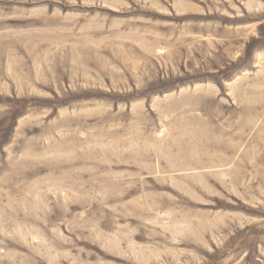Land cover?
<instances>
[{"label": "rangeland", "instance_id": "obj_1", "mask_svg": "<svg viewBox=\"0 0 264 264\" xmlns=\"http://www.w3.org/2000/svg\"><path fill=\"white\" fill-rule=\"evenodd\" d=\"M0 264H264V0H0Z\"/></svg>", "mask_w": 264, "mask_h": 264}]
</instances>
